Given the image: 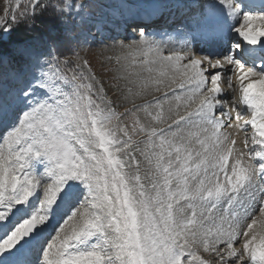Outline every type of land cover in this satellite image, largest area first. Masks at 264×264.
Returning <instances> with one entry per match:
<instances>
[{
  "label": "snow or ice",
  "instance_id": "1",
  "mask_svg": "<svg viewBox=\"0 0 264 264\" xmlns=\"http://www.w3.org/2000/svg\"><path fill=\"white\" fill-rule=\"evenodd\" d=\"M23 7L25 10L20 13L23 19L18 20L13 12L10 20L5 18L6 22L0 23V32H11L19 23L34 27L37 9L42 13L52 7L62 16L73 8L71 4L61 8L46 0H28ZM230 7L232 12L240 10L236 0ZM243 21L247 30L236 28L239 36L247 45H261L264 14L244 12ZM137 29L142 40L145 28L138 25ZM97 31L102 33L103 27L99 26ZM115 40L114 36H102L100 42ZM21 43L22 55L38 74L28 73L27 82L22 79L20 88L0 90V125L3 126L0 140L6 146V152L0 154V264H210L200 255L198 243L203 252L218 257L216 264H249V261L264 264V235L254 231L257 224L264 227V67L256 70L247 66L237 58L239 53L232 52L219 56L223 64L220 58L194 56L190 50L183 58L175 57L177 61L187 60L178 88L187 93L188 104L183 113L177 112L172 118L167 132L177 135L173 125L177 130L199 126L205 134L211 130V138L206 136L199 141L207 155L194 162V167L196 173L201 166H205V173L207 167L218 168L219 172L213 173L217 177L215 181L209 180L206 186L200 180L193 191L182 175L189 173L196 179V174L189 169L192 153L184 149L187 155L182 157V147L166 140L165 130L158 132L153 128L149 142L152 137H159L161 151L154 155L155 167L162 179L153 178L151 187L155 197H148L140 176L128 177L123 171L126 159L121 154L131 164L138 165V162L128 151L131 137L127 128H118L128 137L121 139L117 129L109 127L114 118L120 117L111 103L105 102L103 85L95 83V76L85 77L82 72H74L71 82L78 107L73 112L65 109L61 101L53 106L48 101L35 99L37 92L48 86L44 64L56 59L55 50L50 48V59L44 61L33 58L27 40ZM190 44L186 39L185 46ZM241 47L235 45L237 49ZM164 59L170 61L173 57ZM3 60L0 56V64ZM205 63L207 67L203 66ZM261 64L264 65V59ZM222 75L233 90L231 77L236 76L239 81L242 95L236 98L231 109L225 107ZM87 79L92 82L83 83ZM173 95L177 100L181 98L176 93ZM241 105L251 109L250 119H244L245 109ZM138 110H126L121 115ZM143 110L147 111V106ZM232 111H235L237 129L247 131L250 126L255 130L245 139L244 146L247 148L251 142L262 147L250 155L248 163H242L243 153H240L229 166L233 149L228 147L229 136L220 129L226 122L232 127ZM155 119L162 120L163 112ZM85 132L94 139L87 141ZM88 142L95 144L102 155L90 153L86 147ZM166 144L172 150L165 148ZM77 145L88 153V159L78 154ZM196 156L199 158L201 154L197 152ZM257 157L259 162L252 163ZM33 158H47L50 162L47 179L30 172ZM176 161L179 164L173 169ZM173 179L177 180L175 187ZM131 180L135 183H130ZM181 199L189 201V206L196 199L210 201L212 207L221 201L234 206L227 229H209L199 235L194 228L195 213L189 219L183 215L182 207H174ZM257 211L259 220L251 218ZM248 219L250 222H246Z\"/></svg>",
  "mask_w": 264,
  "mask_h": 264
},
{
  "label": "rangeland",
  "instance_id": "2",
  "mask_svg": "<svg viewBox=\"0 0 264 264\" xmlns=\"http://www.w3.org/2000/svg\"><path fill=\"white\" fill-rule=\"evenodd\" d=\"M176 1L177 0H46L49 4H56L61 8L66 4H71L73 6L72 9L75 10L78 8L84 15L91 18L97 14L102 18L121 21L122 19L124 20V17L131 16L129 20H124V25L128 21L131 22V24H126L130 27V29H128L129 27L126 28L128 32H125L123 37L117 36L115 41H108L107 43L100 42L102 36L115 37V35H110L106 32L100 33L97 31V27L82 23L79 19L71 17L66 13L60 16V18H57L59 14L54 11L52 7L46 8L42 13L37 9L38 14L35 23L43 20L46 13L51 15L53 14L51 11H54V15H56L57 21L59 22L58 24L62 25L64 22L63 29H65V33L62 36L69 39L73 36V40H64L62 42L55 41L56 38L53 37V34L57 32V29H54V32L51 28L44 30L45 27H41V25L37 24L29 28L26 27L25 24L19 23L18 25H14L15 29L11 32H0V40H5L8 34H17L19 28L26 30L30 29L31 32L28 33L25 40H27L28 44L31 46L30 51L33 58L40 57L42 60L47 61L50 59V48H54L56 59L52 60L50 64H44V70L47 72L45 80L48 86L37 92L35 97L37 100L48 101L52 103L53 106H56L57 101H61L65 109L69 112H73L78 105L75 99V88L71 82L72 74L74 72L77 74L82 72L85 77H90V75L95 76V83L103 85L105 102H110L116 116L120 117L119 119L114 118L109 127L117 129V135H119L121 139H128V137H124L123 134L118 131L119 127H125L131 137L130 149L128 151L131 152V155L135 156L138 165L131 164L130 160L121 154V158L126 159V166L123 171L128 177L140 176V183L144 185V191L148 197H155V191L151 187L153 178L157 180L162 179L156 170V157L154 155V153L161 151L159 147V137H152L151 143L149 142V135L153 128L157 129L158 132L161 129L165 130V139L171 140L174 144L182 147V157L187 155L184 149L192 153V160L189 161V169L190 172L196 174V179L193 180L192 175L189 173L182 174L187 178L188 187L190 189L194 191L195 188L199 186L200 180H203L207 186L209 180L215 181L217 178L213 173L219 172L218 168L212 169L211 167H207L205 173V166H201L199 172L196 173L194 167V162L198 163L199 159H203V157L207 155L205 146L201 145L199 141L205 139L206 136L211 138V130L205 134L199 126L190 125L177 130L173 125V130L177 131V135L172 136L167 132L169 125L172 124L171 119L176 116L177 112L183 113L187 107L186 105H174V102H183L187 97V93L179 89L177 85L178 81L183 79V64L187 63V60L184 59V61L181 62L182 59L177 61L175 57L179 55L183 58L188 52H183L181 50L174 51V44L170 45L168 40L162 41L155 39L156 37L151 36L154 30L152 28V30L144 32L142 40L139 32L136 33V30L133 33H129L131 29H135V26L132 27L138 23L135 18L140 15V12H143V9L152 7L154 4H161L162 7H170V2L175 4L177 3ZM179 1L183 6L176 7L175 13L184 9H188V11L192 12L200 9L202 10L201 15H203L205 12L204 9L207 10L211 4H215L218 8L214 15L217 13L219 14L221 10H223L225 11V15H230L227 17L230 23L232 20L236 19L239 21L240 25L236 23L235 25L237 28H241L242 26L241 30H247L243 21L244 12H242V8L239 11L232 12V8L230 7L231 0H202L197 2L198 4L193 2V4H196L193 6H191L192 4L188 5V3H192V1L195 0ZM27 3L28 0H0V23L6 22L5 18L10 20L13 12L17 14L18 20L23 19L20 13L25 10L23 5ZM185 5L188 6L186 7ZM205 13L207 14V12ZM159 20H162V18ZM138 25L139 24H136V26ZM168 25L169 23L167 22L166 26H163L167 27ZM234 31L238 33L235 29ZM158 32L161 33L163 31L160 30ZM165 41L168 42L165 43ZM181 41H185V39ZM114 44L117 46H113ZM1 46L2 45H0V56H2L4 60L3 64H0V90L20 88L23 86V83H21L22 79L24 83L27 82L28 73L38 74L30 67L25 57L22 55L24 45L21 42L6 45L5 48ZM5 49L12 52L13 55L18 56L17 59L23 62L17 73L7 69L5 64V62H8L7 57L3 53ZM157 49H159V51ZM168 56H172L173 59L170 61L164 59V57ZM57 60L60 61V63H57ZM66 60L68 63H63ZM221 61L223 64V58ZM203 66L205 67L206 63ZM231 80L235 85L234 90L228 87L222 75L221 87L224 94L228 92L227 90H231L232 92L231 99L227 97H225L226 99L224 98L227 100L226 108L228 109H231L236 98L242 95L237 86L238 81H234L233 77H231ZM89 82L92 81L90 79L83 81L85 84ZM171 85H174L172 92L174 90L175 92L173 93L181 97L179 100H177L176 96L171 92ZM168 88L170 89L168 90ZM157 102H159V106ZM143 106H147V111L143 110ZM101 107H104V105L102 104ZM172 107H177V110L173 111ZM134 108L139 110L131 114L121 115L126 113V110ZM192 108H195L194 104ZM243 108H245V106H243ZM161 111L163 112V119L156 120L155 117ZM149 112L151 115L148 114ZM231 115L233 117L232 127H228L226 122L225 126L220 129L221 133L229 136L228 147L233 149V155L229 157V166L234 163V158L240 153H243L242 163L246 164L249 162L250 154L247 156L245 153L246 151H244L246 148L244 147V141L247 137H251L252 135H248L249 131L243 130V133L238 130L235 127V111H232ZM76 116L78 117L79 113H76ZM250 118L251 110L245 111L244 119L248 120ZM12 119H14V117L10 118L8 122L11 123ZM221 119L226 120L224 117H221ZM248 127L251 129L250 126ZM141 129H143V131H141ZM2 130L3 126L0 125V131ZM251 130L255 131L254 129ZM84 136L87 141L94 139V137H88L86 132ZM232 140L235 141L234 144L231 143ZM250 144L251 142H249V145ZM76 147L78 154L88 159V153H85L79 145ZM86 147L89 149L90 153L102 155V151L98 149L95 144L88 142L86 143ZM249 147H253V145L251 144ZM260 147L262 146L260 145ZM165 148L172 150L167 144ZM5 152L6 146H4L2 140H0V154ZM197 152L201 154L199 158L196 156ZM174 158L175 152H173V159ZM168 159L167 153L165 152V161ZM251 162L256 163L255 161ZM178 164L179 161H176L173 165V169H175ZM49 166L50 162L47 158H33L30 172L38 177L47 179L46 169ZM219 179L221 181L223 180L222 173L219 174ZM100 182L103 184V173H101ZM130 183H135V181L131 180ZM176 184L177 180L173 179V186L175 187ZM259 186L258 184L257 187ZM82 190L83 189H81V191ZM228 206L226 201H221L217 203L215 207H212L210 201H201L199 199L191 201V206H189V201L183 199L179 201L178 205H174L175 208H183V215L186 218H193V213H195L197 223L194 228L201 236L209 229L212 231L227 229V220L230 217L228 211L225 212L224 209H228ZM233 209L234 208H231L229 211ZM251 218L259 220V212L257 211ZM246 222H250V219ZM254 231L259 235H264V227H261L260 224L255 226ZM113 235L115 234L113 233ZM258 242L259 239L257 240V243ZM235 246L240 247L239 244ZM196 247L200 249V255L204 259L209 260L210 264H216L218 257H216L214 253L203 252L202 245L199 243ZM220 247L221 250L226 253L224 246L221 245Z\"/></svg>",
  "mask_w": 264,
  "mask_h": 264
},
{
  "label": "trees",
  "instance_id": "3",
  "mask_svg": "<svg viewBox=\"0 0 264 264\" xmlns=\"http://www.w3.org/2000/svg\"><path fill=\"white\" fill-rule=\"evenodd\" d=\"M51 15H48V13H46V15L43 17V20H40V22L35 23L37 25H41V27H45L44 30L46 29H52L54 32V29H57V32L53 34V37L56 38L55 41H71L70 39H74L73 36L72 38H64L62 35H64L65 33V29H63V24L59 25L57 18H60V14L59 16L54 15V11H51ZM31 32V30H26V29H21L19 28L18 33H12V34H8L7 37L5 38V40H0V45H2V48H5L6 45L12 44V43H17V42H21V41H25L26 36H28V33ZM3 41V42H2ZM3 53L6 55L7 57V61L5 62L7 69L12 70L13 72H18L19 71V67L22 66L23 62H20L18 58V56L13 55L12 52L8 51V50H3Z\"/></svg>",
  "mask_w": 264,
  "mask_h": 264
},
{
  "label": "bare ground",
  "instance_id": "4",
  "mask_svg": "<svg viewBox=\"0 0 264 264\" xmlns=\"http://www.w3.org/2000/svg\"><path fill=\"white\" fill-rule=\"evenodd\" d=\"M192 1V0H191ZM200 1H202V0H195V1H192V3L193 2H200ZM220 1V0H219ZM177 3H175V4H178V3H180V1L179 0H177L176 1ZM190 2V1H189ZM191 3V2H190ZM126 20H129L130 18H131V16H128V17H124ZM124 19V20H125ZM124 20L122 19L120 22H123L124 23ZM126 24H131V22H127ZM143 25L144 26H146V28L145 29H147L148 27H152V28H154L155 29V31L156 32H158V31H160V30H163V23L162 22H156V23H154L153 25L151 24V23H149V24H147V23H144L143 22ZM237 28V26L235 25V27H234V29H236ZM242 28V27H241ZM240 28V29H241ZM145 32H146V30H145ZM149 37V36H148ZM226 40H227V44H226V46H225V49H224V52H223V54H222V56L225 54V52H226V48L234 41V39L230 36V37H228V38H226ZM147 41V40H146ZM170 42V41H169ZM264 43V42H263ZM170 45H173L174 43L173 42H170L169 43ZM223 47V46H222ZM213 57H216V58H219V56H217V55H214ZM220 59H222V58H220ZM182 61H184V59H182L181 60V62ZM244 63H247V60L246 59H244ZM206 66H207V64H206ZM205 66V67H206ZM225 67H227V65H225ZM233 77V79H234V81L236 80V81H238L237 80V78H236V76H232ZM182 81V79H180L179 81H178V84L180 83ZM177 84V85H178ZM176 85V84H175ZM237 86H239V81H238V84H237ZM173 87H174V85L172 86H170V88H171V92H172V89H173ZM170 88H168V90L170 89ZM228 92L226 93V96L225 97H227V98H229V99H231V94H232V92H231V90H227ZM170 92V93H171ZM173 92H175L174 90H173ZM172 92V93H173ZM159 98V97H158ZM226 99V98H225ZM175 104L174 105H186L187 106V104H188V102H187V100H184L183 102H178V101H175L174 102ZM183 107H185V106H183ZM177 108V107H176ZM176 108H174V107H172V110L173 111H175V110H177ZM245 109V111H248V109L245 107L244 108ZM184 112V111H183ZM172 120V119H171ZM168 123V122H167ZM226 124V123H225ZM254 132L255 131H253V133H251V132H249L248 133V135L250 136V135H253L254 134ZM194 139V138H193ZM198 142V141H197ZM237 143H238V141H237ZM199 145V144H198ZM238 145V144H237ZM235 146V145H234ZM201 148H202V146H201ZM237 148V147H236ZM258 150H261V147H260V145H253V147H249L248 148V152H254V151H258ZM237 154V153H236Z\"/></svg>",
  "mask_w": 264,
  "mask_h": 264
}]
</instances>
